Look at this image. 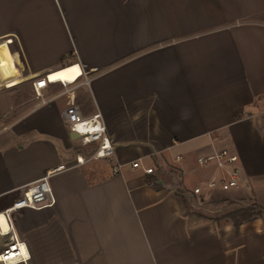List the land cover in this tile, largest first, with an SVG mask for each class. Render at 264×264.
I'll use <instances>...</instances> for the list:
<instances>
[{
  "label": "crops",
  "instance_id": "crops-1",
  "mask_svg": "<svg viewBox=\"0 0 264 264\" xmlns=\"http://www.w3.org/2000/svg\"><path fill=\"white\" fill-rule=\"evenodd\" d=\"M70 97L113 154L72 139ZM215 148L243 182L208 194L243 204L216 217L189 209ZM47 173L54 203L9 214L26 264H264V0H0V251L2 210Z\"/></svg>",
  "mask_w": 264,
  "mask_h": 264
},
{
  "label": "built area",
  "instance_id": "built-area-1",
  "mask_svg": "<svg viewBox=\"0 0 264 264\" xmlns=\"http://www.w3.org/2000/svg\"><path fill=\"white\" fill-rule=\"evenodd\" d=\"M86 81L85 79L84 82ZM32 85L34 91L38 94V91L45 86V82L43 79H40L34 81ZM61 118L68 131L77 135L75 140L81 147L92 148L89 158L99 159L113 154V147L106 135L100 113L96 112L87 117L83 116L79 107L70 97L61 112ZM76 162L82 164L85 162V158L82 155H77ZM196 163L201 168L212 167L215 171L212 177L192 189L193 194L197 198L203 197L206 190H210L211 192H234L241 188L243 182L240 177L239 158L228 149L215 148L208 154L198 156ZM140 166L138 161L131 163L132 168ZM120 167V164H116L113 167V172L119 171ZM142 169L147 175L155 174V170L152 167H142ZM48 175L49 173L27 185L25 187L26 197L14 200L11 205L2 210L1 214L6 219L11 231L13 230L9 219L11 211L21 208L41 209L54 203V197L48 183ZM24 245L12 231L8 237V242L0 251V263L26 264L29 255Z\"/></svg>",
  "mask_w": 264,
  "mask_h": 264
},
{
  "label": "rangeland",
  "instance_id": "rangeland-1",
  "mask_svg": "<svg viewBox=\"0 0 264 264\" xmlns=\"http://www.w3.org/2000/svg\"><path fill=\"white\" fill-rule=\"evenodd\" d=\"M209 193H211L210 190L204 191L205 198L208 197ZM240 201V198H235V200H233L228 198L227 194L219 193L208 197L204 203H199L198 199L194 198L193 200L189 201V209L194 210L196 213H202L204 215L216 217L217 215L221 214V208H226L225 211H227L231 207L234 208L236 206H242L243 204ZM191 204H194L195 206H192Z\"/></svg>",
  "mask_w": 264,
  "mask_h": 264
},
{
  "label": "trees",
  "instance_id": "trees-1",
  "mask_svg": "<svg viewBox=\"0 0 264 264\" xmlns=\"http://www.w3.org/2000/svg\"><path fill=\"white\" fill-rule=\"evenodd\" d=\"M148 180L151 183V178H148ZM152 186L157 187L155 184H152ZM258 214L259 211H257L254 207L250 206L239 208L232 212H229L223 215V218L229 219L235 227H238V225L243 221L249 220Z\"/></svg>",
  "mask_w": 264,
  "mask_h": 264
},
{
  "label": "water",
  "instance_id": "water-1",
  "mask_svg": "<svg viewBox=\"0 0 264 264\" xmlns=\"http://www.w3.org/2000/svg\"><path fill=\"white\" fill-rule=\"evenodd\" d=\"M72 139H76L77 138V135L76 134H74V133H72Z\"/></svg>",
  "mask_w": 264,
  "mask_h": 264
}]
</instances>
